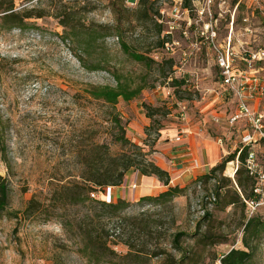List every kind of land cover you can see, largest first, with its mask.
I'll use <instances>...</instances> for the list:
<instances>
[{
  "label": "rangeland",
  "instance_id": "1",
  "mask_svg": "<svg viewBox=\"0 0 264 264\" xmlns=\"http://www.w3.org/2000/svg\"><path fill=\"white\" fill-rule=\"evenodd\" d=\"M238 1L242 7L236 12L235 46L240 51L264 48V0H225L210 8L204 0H189L187 6L183 0L179 13L171 0H15L17 10L33 16L26 19L25 29L8 28L0 20V175L10 189L9 208L0 216V264H95L92 251L106 254L101 264H222L224 253L243 248L244 218H264V204L251 214L248 206L228 203L233 190H239L237 174L228 170L232 164L219 178V196L217 182L211 180L164 205L125 199L130 204L121 217L105 222L111 233L107 247L114 253L99 238L103 225L92 226L87 215L92 203L76 197L81 190L91 198L92 192L102 197V189H92L90 179L95 168L111 167L113 157L130 148L116 140L119 133L148 151L176 126L181 131L197 124L217 131L211 124L214 113L224 112L227 104L218 109L222 102L214 43L224 45ZM256 5L262 7L252 17L248 7ZM247 15L251 32L242 20ZM71 24L96 32L94 62L86 56L81 62L84 49L61 38ZM211 26L218 33L214 42ZM117 34L153 57L152 68L126 55ZM101 50L107 61L97 56ZM94 66L99 69L91 70ZM114 73L145 88L114 106L93 98L92 87L116 84ZM173 78L186 84L177 88ZM225 130L223 126L218 133L225 137ZM223 146L234 152L230 141ZM259 155L264 164V153ZM135 187L134 181L131 189ZM30 204L38 209L27 213ZM147 253L149 257L135 256ZM251 264H264V237Z\"/></svg>",
  "mask_w": 264,
  "mask_h": 264
},
{
  "label": "trees",
  "instance_id": "2",
  "mask_svg": "<svg viewBox=\"0 0 264 264\" xmlns=\"http://www.w3.org/2000/svg\"><path fill=\"white\" fill-rule=\"evenodd\" d=\"M125 1V0H124ZM186 6L189 4V0H185L184 3ZM184 5V6H185ZM33 14L28 13L26 10L19 11L16 9L15 0H4L0 1V20L4 26L8 28L18 27L21 29H25L29 26L26 19L32 18ZM41 17V15H37ZM74 14H72V18ZM69 19V18H68ZM67 25V24H65ZM69 25V24H68ZM70 31L61 35V38L65 42H74L76 45L82 47L84 49V55H79V60L84 62L85 56L87 58L92 59L96 58L97 49L96 43L98 41V37L96 36V32H84L83 30L86 28L84 24L80 26L76 24L70 25ZM119 28V27H118ZM118 41L123 50V52L128 55L133 61L143 64L148 68H152V64L155 63V60L151 56H147L138 50L133 49L126 41H124L119 34ZM104 37V36H102ZM92 48V49H91ZM94 49V50H93ZM98 57H102L103 61H107V55L104 53L103 50L98 53ZM91 70H97L99 67L94 66L90 68ZM115 74V81L116 84L111 85H104V86H97L92 87L89 91L90 95L95 99L103 100L105 103L114 106L118 103L119 99L122 98L126 101L132 100L139 96L142 90L145 88L143 84H134L129 85L127 82L122 81V75L119 73ZM173 86L177 88L182 87L186 84V80L184 79H172ZM114 122L119 128L123 129V125L121 124L120 119L118 116L114 115ZM1 138V137H0ZM118 142H120L123 146L130 147L128 150L123 151L120 156L113 157L114 164L107 169H100L95 168L92 172V189H96L100 187L101 189H106L108 186H120L125 181L126 175L131 168L139 171L140 175H148L157 176L164 184L168 185L170 182V174L168 171L161 168L159 165L154 163L149 154L150 151H145L144 147L130 141L123 133H119L118 137L116 138ZM248 149L245 148L240 154V160L242 162V166L239 167L237 171V178L236 182L238 185L239 190L234 189L233 193H231L230 198L228 199L229 204H238L241 203L244 206H247L246 200L254 199V179L248 175L246 168L244 169V161L247 155ZM237 155V151L229 154L228 156L224 157L218 164L213 166L209 173L198 177L197 179L191 182V185H184V186H170L167 190L160 192L158 195H148L141 197L139 202H148L153 203L155 205H164L167 203H172L176 197L182 196L186 194V191L191 187H202V185L210 182L211 180H216V191L217 195H220L221 189V180L219 179L221 174L224 173L227 163ZM136 156V157H135ZM141 157L140 159H138ZM231 163H229L230 165ZM228 170L230 173H233L234 168L228 166ZM218 178V179H217ZM225 179V178H224ZM250 183L251 186H250ZM76 188L80 189L79 185H73ZM190 186V187H189ZM62 188L66 189L67 186H61ZM248 187L251 189L248 191ZM240 191V192H239ZM83 190L76 192V197H78L79 202H87L90 201L92 203V212L88 213V216H92V226L95 223L99 225H103V232L104 234L99 236L102 244L104 247H107V243L110 242V234L108 230H106L105 222L107 220L113 219L112 217H121L119 214L128 203L125 199H119L116 202L108 203L105 200L98 198H91L89 194ZM216 200V199H215ZM10 203V189L9 183L5 177L0 175V216L4 215V213L8 210ZM78 203V201H76ZM38 208L33 207V205H29L26 212L31 213L35 212ZM91 214V215H90ZM62 226L65 228L68 227L66 222H61ZM83 228V227H82ZM85 229V228H84ZM105 230V231H104ZM242 243L243 248H231L228 252L224 253L221 258L222 264H251L255 257L258 254V249L261 245V242L264 237V218L261 216H250L245 217L242 223ZM84 234V238H89V230L86 229ZM93 238V236H92ZM108 248V247H107ZM87 249V247H86ZM109 249V248H108ZM111 252L114 253L113 250L109 249ZM84 252L86 250L84 249ZM133 252H130L128 255H132ZM96 256V259L95 257ZM106 256L105 253L96 254L92 251V260L94 258L95 264H101L103 262L104 257ZM135 256H145L149 257L147 254H136Z\"/></svg>",
  "mask_w": 264,
  "mask_h": 264
},
{
  "label": "built area",
  "instance_id": "3",
  "mask_svg": "<svg viewBox=\"0 0 264 264\" xmlns=\"http://www.w3.org/2000/svg\"><path fill=\"white\" fill-rule=\"evenodd\" d=\"M173 1L174 11L179 13L182 8L183 0ZM225 0H204V4L209 8L221 4ZM242 7L241 1L235 4L234 12L230 18L228 33L224 38V45H215L216 63L219 67V77L222 88L219 94L228 95L235 107L234 111L228 116V123L234 131L243 129L240 135L230 131L225 137H220L219 142L230 141L234 152L237 151L235 160L229 163L234 167V175L237 173L240 164L241 152L247 148L248 152L243 165L248 175L254 179V199L246 200L250 207V213L260 205L264 204V164L261 161L260 153H264V108H260L264 101V48L259 50L240 49L235 46V23L236 12ZM262 6L256 5L248 7L252 17L256 10H261ZM187 10V9H186ZM246 22V31L251 32L250 16L242 19ZM210 34L212 42L218 38V33L214 26ZM183 110L186 106L183 105ZM219 121V117L215 118ZM240 132V131H239ZM239 137V139H238ZM230 153V152H229ZM231 154V153H230ZM115 186H108L102 189V197H96L95 192L91 193L93 198L105 200L108 203L114 202L113 193ZM215 200V196L212 197Z\"/></svg>",
  "mask_w": 264,
  "mask_h": 264
},
{
  "label": "crops",
  "instance_id": "4",
  "mask_svg": "<svg viewBox=\"0 0 264 264\" xmlns=\"http://www.w3.org/2000/svg\"><path fill=\"white\" fill-rule=\"evenodd\" d=\"M219 84L222 88L221 80ZM217 97L222 102V105L218 108L219 110L223 111L225 103L227 104L224 112L218 113L217 110L214 113L215 116L213 115L214 119L219 117L218 122L211 123L216 128L217 133L204 131L197 124L185 125L186 127L181 131L176 126V128L164 131L161 136L162 140L158 141L152 149H148L151 152L149 154L150 159L170 174L169 184H164L155 175H140L139 171L135 170L131 172L135 174L134 179H132L131 173H127L124 184L119 187L115 186L114 201L119 199L137 201L144 196L158 195L170 186L187 185L195 178L197 179L209 173L210 169L229 153L224 148V144L219 142L223 134L218 133V130L223 129V126H225V129H227L225 131L229 134L230 131L235 129L228 123V116L234 111L235 107L228 95L219 96L218 94ZM226 99H229V101ZM228 107L231 108L229 114H227ZM260 108H264V101ZM236 130L233 131L237 135L240 132ZM134 181L136 187L132 190L131 185Z\"/></svg>",
  "mask_w": 264,
  "mask_h": 264
},
{
  "label": "bare ground",
  "instance_id": "5",
  "mask_svg": "<svg viewBox=\"0 0 264 264\" xmlns=\"http://www.w3.org/2000/svg\"><path fill=\"white\" fill-rule=\"evenodd\" d=\"M233 174H234V171H233Z\"/></svg>",
  "mask_w": 264,
  "mask_h": 264
}]
</instances>
